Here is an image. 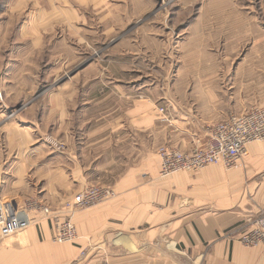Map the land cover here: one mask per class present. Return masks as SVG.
<instances>
[{
	"label": "rangeland",
	"instance_id": "rangeland-1",
	"mask_svg": "<svg viewBox=\"0 0 264 264\" xmlns=\"http://www.w3.org/2000/svg\"><path fill=\"white\" fill-rule=\"evenodd\" d=\"M126 97L197 126L264 105V0H0V184L31 175L6 200L58 208L82 190L47 196L37 171ZM29 155L46 158L20 174Z\"/></svg>",
	"mask_w": 264,
	"mask_h": 264
},
{
	"label": "crops",
	"instance_id": "crops-1",
	"mask_svg": "<svg viewBox=\"0 0 264 264\" xmlns=\"http://www.w3.org/2000/svg\"><path fill=\"white\" fill-rule=\"evenodd\" d=\"M124 100L123 110L98 115L108 116L103 127L83 130L78 144L37 171L47 196L100 181L115 195L75 213L73 242H55L54 221L32 213L33 225L1 240L0 264H264V243L240 240L264 215V140L250 143L231 166L162 176L158 147L189 149L210 124L197 126L179 109L165 123L154 99ZM40 158L46 155L24 156L18 172L24 175ZM29 176L11 174V185L0 186L23 196Z\"/></svg>",
	"mask_w": 264,
	"mask_h": 264
},
{
	"label": "built area",
	"instance_id": "built-area-1",
	"mask_svg": "<svg viewBox=\"0 0 264 264\" xmlns=\"http://www.w3.org/2000/svg\"><path fill=\"white\" fill-rule=\"evenodd\" d=\"M160 120L172 123L170 104L159 107ZM264 140V105H255L241 113H231L207 127L205 138H197L189 149L173 145H160L161 175L180 171H199L209 165L231 166L247 154V147L254 141ZM115 195L111 186L93 185L77 192L64 201L62 207L53 208L37 201L18 203L6 200L0 194V239L27 229L33 223L32 211L39 209L55 223L54 238L57 242H73L78 237L74 214L84 208L97 205ZM240 240L248 246L264 243V215L251 222ZM107 264V263H99Z\"/></svg>",
	"mask_w": 264,
	"mask_h": 264
}]
</instances>
